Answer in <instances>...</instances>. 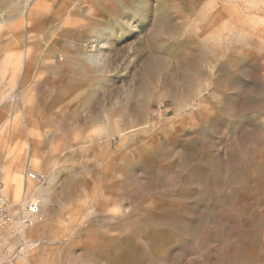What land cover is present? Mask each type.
Here are the masks:
<instances>
[{
  "label": "rangeland",
  "instance_id": "374dc122",
  "mask_svg": "<svg viewBox=\"0 0 264 264\" xmlns=\"http://www.w3.org/2000/svg\"><path fill=\"white\" fill-rule=\"evenodd\" d=\"M28 159L41 218L1 233L0 264H146L141 246L155 264H264V0H0L15 207L5 174L24 181ZM212 198L207 241L183 249L173 225Z\"/></svg>",
  "mask_w": 264,
  "mask_h": 264
},
{
  "label": "bare ground",
  "instance_id": "6f19581e",
  "mask_svg": "<svg viewBox=\"0 0 264 264\" xmlns=\"http://www.w3.org/2000/svg\"><path fill=\"white\" fill-rule=\"evenodd\" d=\"M26 57L27 56L25 55V59H24V65L25 66H26V63H27ZM189 151L190 150L187 149L185 151L184 155L181 156L182 160L178 161L181 166H188V164L193 159L196 158V156H194V154H189L188 153ZM167 153L170 154L171 156L175 155V159L178 158V156H179L178 152L174 151L173 149H168L167 150ZM28 160L29 161L26 164V168L31 167V165L33 164V160H31V159H28ZM213 161H214V159H209V160L206 161V169H207V172L206 173H208V170L210 168H213L214 170H219V165L215 164V162H213ZM27 171H30L32 173L33 172L34 173H37L42 178L44 177L39 172H35V171L31 170L30 168L24 170L23 176H24V174H26ZM218 173L219 172L217 171V174ZM160 178H161V176H158L155 179H160ZM214 179L218 180V176L216 175L214 177ZM23 180H24V177H23ZM231 180H233V178H231ZM228 181H229V179H228ZM5 182H6V189L5 190L7 191L6 193H9L10 195H12V197L15 200H18V201L20 200L21 201L20 202L21 205L25 204V201L24 200H25V198L28 195V191H27L26 185H29V183H33V184H36L37 185V183H34V181H32V179H28V183H26L25 180L24 181H21L20 176L17 174V170L16 171L14 169L12 170V166H11V169H9L8 171H6V174H5ZM0 183L3 185L2 182H0ZM3 191H4V185H3ZM208 194H209V187L206 188V194L205 195H208ZM33 197L35 199L39 200L36 196H31L30 198H33ZM42 197H43L42 198L43 201L47 202L46 201L47 198H48L47 191L43 192ZM39 202L41 203L40 200H39ZM209 202L212 203L213 206H208L206 208V210L202 214H200L197 219L192 220V221L178 222V223H175L173 225L174 231H181L180 233H181V235H183V237H182L183 238V241H182L183 243L181 245L183 249H187L189 246H191L193 248L200 249L202 247L203 243L207 241V229H208L207 227H208V222L209 221H212V220L216 222V220L218 219L217 218V211H215L216 206H217L216 205V202H214V199L213 198ZM40 213H41V210H40ZM144 230H143V233H145ZM145 231L148 232L149 230H145ZM136 233L139 234V232H136ZM222 233L223 232H222L221 229H219V230L215 229L212 232L210 231L211 237L216 238V240H218L219 242L225 241L224 240L225 239V235L222 234ZM148 235L150 236L149 239L151 241H153V240L157 241V238L156 237L153 238V235L151 236V232L150 231L148 232ZM195 240L197 241L196 243H194ZM192 243H194V245ZM152 244H153L152 247L156 248L155 250H158L159 249V251H160V247L157 244H154V243H152ZM228 244L229 243L226 241V244L225 245L227 246ZM131 246H133L135 248H136V246L139 247V245H135L134 243H131ZM103 249H104V247H101L100 249L97 250V253H103V252H101ZM139 249H140L139 251L142 252L143 257L145 258L146 264H155V262H153V259L151 258V256H148L147 253H146V251H143L142 246L139 247ZM164 263H165V261H161V260L159 261V264H164ZM224 263H227V261H223V262L221 261V264H224ZM230 263H232V264H244V262H242L240 259L230 260ZM121 264H123V263H121ZM125 264H137V263H136V260L134 258L129 257L128 261Z\"/></svg>",
  "mask_w": 264,
  "mask_h": 264
},
{
  "label": "built area",
  "instance_id": "2783aa9c",
  "mask_svg": "<svg viewBox=\"0 0 264 264\" xmlns=\"http://www.w3.org/2000/svg\"><path fill=\"white\" fill-rule=\"evenodd\" d=\"M23 177L26 183H28V179H32L34 183H37V186H43L46 182L44 177L30 171H27ZM40 210L41 203L34 197H29L23 205L13 206L5 197L3 185L0 183V236L6 228L13 224L22 230H28L37 219L41 218Z\"/></svg>",
  "mask_w": 264,
  "mask_h": 264
},
{
  "label": "crops",
  "instance_id": "0c3cea01",
  "mask_svg": "<svg viewBox=\"0 0 264 264\" xmlns=\"http://www.w3.org/2000/svg\"><path fill=\"white\" fill-rule=\"evenodd\" d=\"M25 169H29V168H25ZM26 188H27V191H28V193H32L31 192V187L29 186V185H26ZM41 208H42V204H41Z\"/></svg>",
  "mask_w": 264,
  "mask_h": 264
}]
</instances>
